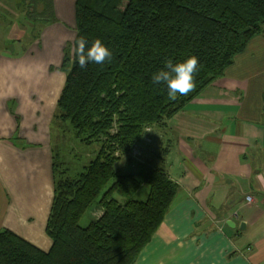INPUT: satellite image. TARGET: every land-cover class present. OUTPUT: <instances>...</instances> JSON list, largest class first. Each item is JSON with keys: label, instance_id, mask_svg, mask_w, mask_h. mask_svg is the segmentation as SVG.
Masks as SVG:
<instances>
[{"label": "trees", "instance_id": "1", "mask_svg": "<svg viewBox=\"0 0 264 264\" xmlns=\"http://www.w3.org/2000/svg\"><path fill=\"white\" fill-rule=\"evenodd\" d=\"M40 3L21 0L17 7L32 26L57 20L42 16ZM75 15L53 126L71 127L76 139L97 149L74 176L54 153L46 227L52 247L42 251L4 230L0 264H133L179 190L151 131L225 75L262 32L264 0H76ZM135 144L141 158L132 152ZM128 162L139 171L123 173ZM143 184L149 191L138 200L133 195Z\"/></svg>", "mask_w": 264, "mask_h": 264}, {"label": "crops", "instance_id": "2", "mask_svg": "<svg viewBox=\"0 0 264 264\" xmlns=\"http://www.w3.org/2000/svg\"><path fill=\"white\" fill-rule=\"evenodd\" d=\"M73 25L67 34L57 19L23 42L25 29L6 24L0 39V232L42 251L53 244L52 133ZM151 136L179 190L133 264H264V28L223 77ZM130 169L139 166L123 164Z\"/></svg>", "mask_w": 264, "mask_h": 264}, {"label": "rangeland", "instance_id": "3", "mask_svg": "<svg viewBox=\"0 0 264 264\" xmlns=\"http://www.w3.org/2000/svg\"><path fill=\"white\" fill-rule=\"evenodd\" d=\"M42 3L37 4V9L42 8V16L50 17L55 16L57 19L62 20L65 24V29H68V33H73L71 30L74 28V23L76 20V0H41ZM21 3V0H0V39L5 40L7 33L10 29H4L7 24L8 18H10L12 27L15 25L16 29L24 30L23 35L25 36L23 42H30V38H35L39 34L40 28L44 27L41 24L33 25L30 21L21 15V8H17ZM126 3V2H125ZM38 15L39 13L36 12ZM10 16H9V15ZM7 18H6V17ZM34 15H32L33 17ZM40 16V15H39ZM5 18V19H4ZM42 22V21H41ZM18 24V27H17ZM8 28V27H7ZM24 28V29H23ZM32 28V29H31ZM6 30V31H5ZM19 32V30H18ZM17 32V33H18ZM26 34V35H25ZM7 45L11 44L10 40H6ZM3 45V44H2ZM65 130V132H64ZM62 130L59 126L53 127V143L54 150L57 155V162L61 164V168H68L71 171V176H74L77 172L81 171L82 164L87 163L94 156L95 149L97 145L93 146L87 145L75 138L73 129L70 127L69 130ZM125 162L122 161L120 165ZM123 173H134V169L130 171L122 170ZM149 191L148 184H143L142 187L133 195L134 198L138 200H145ZM90 214H86L82 220L81 224L83 226L87 225L90 221Z\"/></svg>", "mask_w": 264, "mask_h": 264}, {"label": "built area", "instance_id": "4", "mask_svg": "<svg viewBox=\"0 0 264 264\" xmlns=\"http://www.w3.org/2000/svg\"><path fill=\"white\" fill-rule=\"evenodd\" d=\"M148 130H150V129L148 128ZM145 142L150 144L152 142V139L150 137H146L145 138ZM132 152L137 157L141 158L143 156L142 146L140 144H135V146L133 147ZM247 199L249 200L250 196H247Z\"/></svg>", "mask_w": 264, "mask_h": 264}]
</instances>
